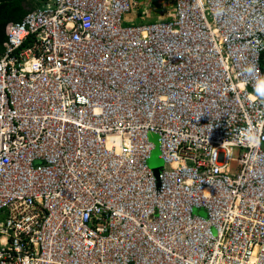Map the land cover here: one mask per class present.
Listing matches in <instances>:
<instances>
[{
    "label": "built area",
    "instance_id": "built-area-1",
    "mask_svg": "<svg viewBox=\"0 0 264 264\" xmlns=\"http://www.w3.org/2000/svg\"><path fill=\"white\" fill-rule=\"evenodd\" d=\"M132 8L43 0L6 23L0 264H264V0Z\"/></svg>",
    "mask_w": 264,
    "mask_h": 264
},
{
    "label": "rangeland",
    "instance_id": "rangeland-1",
    "mask_svg": "<svg viewBox=\"0 0 264 264\" xmlns=\"http://www.w3.org/2000/svg\"><path fill=\"white\" fill-rule=\"evenodd\" d=\"M133 8L122 14V21L126 23H145L156 19H164L172 13V0H131ZM149 140L153 143L150 154L147 158V166L156 176L163 168V161L160 157V148L157 135L149 134ZM193 211L205 216L204 208H195Z\"/></svg>",
    "mask_w": 264,
    "mask_h": 264
},
{
    "label": "trees",
    "instance_id": "trees-1",
    "mask_svg": "<svg viewBox=\"0 0 264 264\" xmlns=\"http://www.w3.org/2000/svg\"><path fill=\"white\" fill-rule=\"evenodd\" d=\"M35 0H0V53L5 39L4 27L10 21L19 20L28 10L34 8Z\"/></svg>",
    "mask_w": 264,
    "mask_h": 264
},
{
    "label": "crops",
    "instance_id": "crops-1",
    "mask_svg": "<svg viewBox=\"0 0 264 264\" xmlns=\"http://www.w3.org/2000/svg\"><path fill=\"white\" fill-rule=\"evenodd\" d=\"M36 1V5L34 6L35 7H38V6H41L42 3H43V0H35Z\"/></svg>",
    "mask_w": 264,
    "mask_h": 264
},
{
    "label": "clouds",
    "instance_id": "clouds-1",
    "mask_svg": "<svg viewBox=\"0 0 264 264\" xmlns=\"http://www.w3.org/2000/svg\"><path fill=\"white\" fill-rule=\"evenodd\" d=\"M172 2H173V3H172V6H174V0H172ZM172 9H173V8H172ZM172 11H173V10H172ZM168 17H170V16H168ZM168 17H167V18H168ZM164 19H166V18H164ZM156 20H159V19H156ZM154 21H155V20H154Z\"/></svg>",
    "mask_w": 264,
    "mask_h": 264
}]
</instances>
